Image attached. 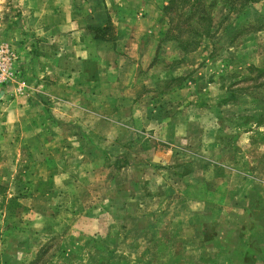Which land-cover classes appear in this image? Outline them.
<instances>
[{"label": "rangeland", "instance_id": "374dc122", "mask_svg": "<svg viewBox=\"0 0 264 264\" xmlns=\"http://www.w3.org/2000/svg\"><path fill=\"white\" fill-rule=\"evenodd\" d=\"M96 1L134 4L153 31L137 34L154 60L135 130H79L45 99L7 122L36 40L17 39L24 0H6L0 264H264V0ZM114 22L96 38H117Z\"/></svg>", "mask_w": 264, "mask_h": 264}, {"label": "crops", "instance_id": "0c3cea01", "mask_svg": "<svg viewBox=\"0 0 264 264\" xmlns=\"http://www.w3.org/2000/svg\"><path fill=\"white\" fill-rule=\"evenodd\" d=\"M49 1L24 0L20 5L21 15L16 21L22 25L15 34L17 39L23 37L26 45H32L35 39L36 47L32 45L34 53L28 54L27 62L23 61L27 90L15 93L16 98L8 103L7 122L24 126L30 109L37 111L45 99L50 102L53 115L64 119L65 124L79 116L75 120L79 130H83L84 120L92 123L89 118L102 121L106 129L135 130L131 113L135 112L146 83L140 75L152 68L154 60L153 54L149 60L144 53L149 50L147 41L137 40L139 33L151 38L150 26L144 28L143 34L137 29L148 19L139 21L136 10L129 9L134 7L132 3L124 2L120 14H111L106 11L110 7L108 1L99 4L96 0H66L64 9L51 7ZM111 5L112 10L118 6L114 2ZM6 11V0H0V29L8 25ZM108 19L120 21L116 24L117 38H96L93 32L104 29ZM138 50L146 58L140 54L138 57ZM77 143L82 144L80 140Z\"/></svg>", "mask_w": 264, "mask_h": 264}, {"label": "built area", "instance_id": "2783aa9c", "mask_svg": "<svg viewBox=\"0 0 264 264\" xmlns=\"http://www.w3.org/2000/svg\"><path fill=\"white\" fill-rule=\"evenodd\" d=\"M9 57H10L9 51L5 47L0 48V62H2L3 60H7V59L9 60ZM5 64L6 63H2L0 65V75L3 77L1 80L5 79L6 73L8 72V69H6Z\"/></svg>", "mask_w": 264, "mask_h": 264}, {"label": "trees", "instance_id": "16d2710c", "mask_svg": "<svg viewBox=\"0 0 264 264\" xmlns=\"http://www.w3.org/2000/svg\"><path fill=\"white\" fill-rule=\"evenodd\" d=\"M201 0H198V2L200 3ZM246 1H250V0H246Z\"/></svg>", "mask_w": 264, "mask_h": 264}]
</instances>
